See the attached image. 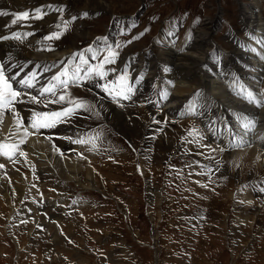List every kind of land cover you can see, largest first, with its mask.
<instances>
[{"label": "rangeland", "instance_id": "374dc122", "mask_svg": "<svg viewBox=\"0 0 264 264\" xmlns=\"http://www.w3.org/2000/svg\"><path fill=\"white\" fill-rule=\"evenodd\" d=\"M99 1L112 10L75 21L68 11L55 13L54 20L44 11L41 19L23 21L39 25L44 32L42 38L58 31L55 25L61 20L71 21L59 40L46 41L52 50L65 45L59 50L62 53L71 45L84 52L97 38L105 37L109 28H115L91 60L94 67L103 60L108 46H120L115 63L107 65L109 81L125 69L129 79L131 73L135 79L131 66L121 68V59L149 57L150 63L163 59L167 49L161 44L163 36H173L169 40L171 49L184 50L196 31L214 20L218 22L211 38L222 53L236 49L235 38L243 43H260L249 40L250 25L241 18L243 10L257 9V0ZM259 2L261 10L256 11L260 10L264 21V0ZM83 8V2L76 6L77 10ZM256 46L259 49L251 46L249 51L254 49L264 61V41ZM31 53L32 57L37 55ZM77 66L70 68L75 70ZM252 68L249 65L245 69L249 72ZM263 74L255 82L260 97L264 96ZM145 77L147 74H143ZM37 81L35 77L33 83ZM90 81L79 87L69 81L66 94L62 87L55 90L63 93L66 101L76 99L95 105L70 117L71 124L80 130L74 138L93 137V143L75 151L74 158L84 161L83 166L56 170L54 162L52 167H44L36 160L34 166L22 167V162L0 156L4 166L0 168V264H264V166L253 168L234 160L224 163L220 155L211 158L200 154L198 137L189 135L193 130L202 133V121L193 108L187 107L178 118H165L162 134L153 130L150 141L143 125L142 132L126 135L101 113L99 90ZM190 84L195 85V81ZM175 86L170 85V93H176ZM66 103L54 110L71 106ZM115 104L128 116L142 118L146 129L155 127L151 110L163 115L173 107L167 101L157 110L133 100L125 106H121L124 101ZM236 117L231 113L229 125L237 128V138L244 139L243 133L250 137L253 132L257 136L264 133L261 124L249 132L240 131ZM221 125L218 123V128ZM201 131L206 132L203 128ZM162 137L172 139V144L161 143ZM4 140L0 142L12 145ZM226 149L237 152L233 146ZM70 170L76 172L78 182L68 180ZM36 171L46 177L37 176ZM90 184L93 189L87 186ZM10 194L11 200L7 199Z\"/></svg>", "mask_w": 264, "mask_h": 264}, {"label": "bare ground", "instance_id": "6f19581e", "mask_svg": "<svg viewBox=\"0 0 264 264\" xmlns=\"http://www.w3.org/2000/svg\"><path fill=\"white\" fill-rule=\"evenodd\" d=\"M257 1L258 5L254 3L257 9L252 8L247 13L243 10V16L241 18L245 25H250L247 26L249 27L247 28L249 40H259V42L262 43V41H264V21L262 20V13L260 12V2L259 0ZM80 2L84 3V8L77 10L76 6ZM49 5L53 8L63 7L65 9L64 11L69 12L70 19L74 16L79 17L80 14L84 12L88 14H98V12H109L112 10L111 6L99 0H0V11L9 13V15L0 16V37H11L15 33L20 34L23 39V42L14 39H0V62L4 63L6 68L9 69L8 75H17V80L13 82V87L18 91H25L34 96L38 95L42 87H53L54 90L61 88L62 86L59 81L54 79V77L60 76L61 79H65V77L60 75L65 71L68 72L67 78L71 81L72 73L75 72L76 69H71L70 66L78 64L82 69L93 67L91 66V60L96 55L98 48L104 44L97 39L94 45L90 47L92 49L91 52L88 50L82 52L74 45L67 48L64 53L59 52V50L65 45H61L60 47L55 46L54 50H52L51 47V50H44L45 46L49 45L43 40L42 36L44 32L39 25L25 23L23 20L18 21L16 24L11 23L14 18L12 14L25 11L31 13L37 8H41L47 11V13H50L51 20H54L55 13L57 12L51 10L48 7ZM254 5L252 4V6ZM259 8V12L256 11ZM217 22L218 21L214 20L208 24H204V26L196 31L184 50L174 51L169 47V40H171L173 36H163L162 39L165 38L161 40V44L167 46V49L164 52V58L161 57L163 59L156 60L157 62L152 60V63H150L149 57H147L146 60L137 61L132 58L121 59V68L131 66L135 73V79H132L133 73H131L130 80L138 81L132 85L135 94L132 96L131 100L135 101L138 105L145 103L151 109L155 110H157L156 108L159 107L161 103L166 101L173 106L166 113H163V115L151 110V113L155 116V118L152 117V123L155 125L154 129H146V122L142 118L128 116L127 113L120 110V107H116L115 102L96 86L98 82L95 79L89 81L92 86L99 90L100 94L99 97L97 96V104L100 106L101 113L112 122V125L116 127V129H119V131L124 134L127 135L129 132L131 133L133 131L142 132L140 127L143 125V128H145V130H143L144 133H148L147 141H150V133L153 130H159L158 132L162 134V129H160V127L163 122L165 123V118H178L183 115L185 109L189 105H192V108L195 109L196 117L203 122L199 120L201 122V130L202 128L206 130L205 133L200 130L202 133L198 132V139L196 138L199 140L197 145L200 147V154H206L205 157L211 158H216L215 156L219 157L220 155L221 158H223L222 160H225L223 161L224 163L237 161L242 164L248 163L250 167L255 166L261 168L264 166V133L257 136V134L253 132L251 137L250 134L243 133L244 139H240L243 137L237 138V128L236 130L232 129L229 125L231 123L230 115L231 113H235L236 116H249L253 118L256 121L255 125L258 126L261 124V127L264 129V109L262 111H255L258 107L256 108L253 107L254 105L242 102L239 97L233 94V89L231 87L234 82H238L239 84L245 83L246 85H244V87L260 98V96L257 95L255 82L260 78L259 75L263 74H261V71L264 70V61H261V55H257L254 51L255 48L259 49L256 45L260 43L253 45L251 41L248 42L247 40L246 43H243L235 38L233 42L236 43V49L228 52V54L222 53L214 46L211 38L214 34L213 29L217 27ZM119 23L117 26H119ZM115 30L114 28V31ZM114 31L113 27L111 29L109 28L105 37L101 39L108 40L111 38ZM79 32H81V30H79ZM25 33H32V35L23 38ZM87 38L88 37L85 39ZM251 46L254 48L252 53L249 51ZM31 52H36L37 55L32 57ZM77 52L83 53L84 59L88 61L87 65H81L79 58L75 60L72 59L73 54ZM249 59L254 61H249ZM12 65L18 66L12 67ZM249 65L253 66V68L252 71L247 72L245 68H247V66L249 67ZM165 68H168L169 71L166 72L164 70ZM146 72H150V75ZM33 74H35L38 80L35 83V87L21 88L18 81L21 79H31ZM143 74H147V77L143 78ZM79 75L84 76L85 72L81 71ZM252 75L254 77H252ZM192 80L195 81V85L190 84ZM223 80L227 81V85H223V83H225ZM173 83L177 88L176 93H170L169 91V87ZM154 84H160L163 87L153 86ZM185 84L190 85L183 87ZM165 90L168 92V96L166 99H162L161 94ZM197 93H200L199 97H197ZM59 95H63V93H57V96ZM22 98L27 100V97ZM46 98L55 99V97H43V99ZM127 102L129 101H124L123 105ZM58 104L60 105L62 103H51L48 104L47 107H44L42 103L35 104L26 102L18 103V107L15 106V109L19 112V117L23 120L24 125H26L25 127H28V123L34 111L53 112L56 111L54 109ZM231 109L234 110L231 111ZM69 119L63 123H57L54 127L41 129L39 134L35 133L34 129L29 128L28 131L32 134L24 136L23 128L18 130L16 118H14L10 112L5 111L2 121H0V141L5 139L4 141L10 144H19L20 150L26 153V157L19 156V153H17L15 163L22 162V167L25 166L24 164L34 166L35 161L38 160L44 163L42 164L44 167H52L54 162L53 168L56 170L64 169L65 167H74L73 169H75L79 165L83 166L84 164L82 163L84 161L78 160V157L74 158V154H77L75 151L87 144L73 143V141L78 139L74 138L76 131L78 132L80 130L77 129L78 125L73 126L71 124L73 117ZM154 121H160V123L156 125ZM218 123L222 124V127L218 128ZM238 128H240V131L242 130L240 125H238ZM22 137L26 142L20 144L19 141ZM45 137H50L51 139H46ZM200 137H202V139H200ZM241 141H243V146L236 147L237 152H227L226 148L239 144ZM68 142L69 146L67 147ZM165 142L172 144V139L167 141L165 137H162L161 143ZM205 145H207V147H205ZM219 148L225 149L223 153L218 151ZM212 149L217 150L212 151ZM52 158L53 160H48ZM86 165H88L87 162ZM215 165H217V163ZM36 173L37 176L46 177L45 173H39V171H36ZM67 173L66 177L68 180L78 182V175L76 172L70 170ZM87 186L92 189L94 188L93 184ZM21 193H23V190L20 191V196ZM11 197L12 195L10 194L7 199L11 200Z\"/></svg>", "mask_w": 264, "mask_h": 264}, {"label": "snow or ice", "instance_id": "6c2138e0", "mask_svg": "<svg viewBox=\"0 0 264 264\" xmlns=\"http://www.w3.org/2000/svg\"><path fill=\"white\" fill-rule=\"evenodd\" d=\"M51 10L56 12H64L63 7H56L53 8L51 5L48 6ZM46 13L43 9L37 8L33 12H22V13H14L12 14L14 18L12 19L11 23L16 24L18 21L31 19H41ZM9 15L7 12L0 11V16ZM88 16L87 12L80 14L79 17L74 16L72 20H76L78 18H86ZM71 21H63L61 20L60 23L55 25V28L58 31H54L49 35L43 37L44 41H52V40H59L65 32L69 30ZM32 35V33H25L23 38H27L28 36ZM0 39L8 40L14 39L20 42H23V39L20 34H13L11 37L4 36L0 37ZM98 41L107 43L106 40H102L101 38H97ZM130 42V41H129ZM120 46H108L107 47V54L104 56L103 60L96 64L94 67H88L86 69H82L79 65L76 67V71L72 73L71 76V83L77 87L81 86V84L95 79L98 83L96 86L105 93L106 96L110 97L111 100L115 103L121 104L122 101H131L132 96L135 94V90L133 88V83L138 81L130 80L128 77L127 69L120 73V75L115 80H108V76L110 70L107 68V65L113 64L116 61L117 56L119 55L118 48ZM44 50H51L50 46H45ZM89 52L92 49H88ZM79 58L81 65H87L88 61L84 59L83 53L77 52L74 53L72 59ZM264 58V57H262ZM18 65H12V67H17ZM22 67V66H21ZM166 72L169 71L168 68L164 69ZM9 69L6 68L5 64L0 62V121H2L5 111H8L12 114L14 118H16V122L18 125V130L23 128V135L28 136L32 133H29L28 129H34L35 133L39 134L41 129H47L50 127H54L57 123L66 122L68 118L75 115L77 111L83 109L85 111H90L95 105H89L86 101L70 99L68 101L65 100V95L57 96L56 91L53 87H42L38 95H30L27 92H21L16 90L13 87V82L17 80V75H8ZM81 71L85 72L84 76H80L79 73ZM61 76L65 77V79H61L60 76L54 77L57 81H59L60 85L62 86V90L66 94V89L69 84L68 72L65 71L60 74ZM35 79V74L32 75L31 79H21L18 81L21 88H34L35 84L33 80ZM102 82V83H101ZM231 87L233 88V94L239 97L240 99L245 100L248 104L254 105L258 108H264V96L258 98L252 91L244 87L242 84L238 82H234ZM199 97L200 93L196 94ZM168 96V92L165 90L161 94L162 99H166ZM22 97H27V100L23 99ZM41 97H55V99H41ZM31 102L35 104H43L44 107H47L48 104L51 103H69L71 106L63 108L61 111L56 112H33L32 117L28 123V127L24 126L23 120L19 117V112L16 111L15 105L18 103H26ZM121 106H125L121 104ZM189 110H191L192 105L188 106ZM241 129L244 132L250 131L254 128L256 121L249 117V116H237L236 117ZM155 123H160V121H154ZM190 136L194 138L198 136V131L193 130L189 132ZM46 139H51L50 137H45ZM202 139V137H200ZM25 139L22 137L19 141L20 144L25 143ZM199 141L197 140V143ZM73 143L77 144H90L93 143V137L89 136L87 138H79ZM93 146H95L93 144ZM234 147H242L243 141L239 144L233 145ZM207 147V145H205ZM217 149H212V151H216ZM224 148H219V151L223 152ZM19 153V156H25L26 153L20 150L19 144H4L0 143V156H3L12 162H15V158ZM218 163V162H217ZM3 165L0 164V168ZM264 191V189H261Z\"/></svg>", "mask_w": 264, "mask_h": 264}]
</instances>
